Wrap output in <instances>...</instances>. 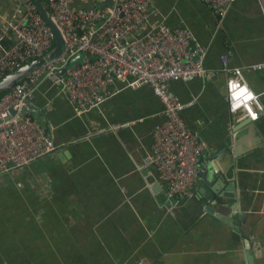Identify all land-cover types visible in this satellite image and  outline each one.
Returning <instances> with one entry per match:
<instances>
[{
	"label": "crops",
	"instance_id": "obj_1",
	"mask_svg": "<svg viewBox=\"0 0 264 264\" xmlns=\"http://www.w3.org/2000/svg\"><path fill=\"white\" fill-rule=\"evenodd\" d=\"M18 1L0 0V30L23 13ZM154 7L148 27L190 28L214 72L206 84L170 85L184 101L198 98L182 113L207 147L193 196L170 201L151 162L153 127L163 119L151 87L121 89L79 115L46 78L32 112L58 147L0 175V264H264V114L243 126L230 113L221 62L227 54L242 67L264 102V73L249 68L264 60L258 1L236 0L223 19L201 0H155Z\"/></svg>",
	"mask_w": 264,
	"mask_h": 264
},
{
	"label": "built area",
	"instance_id": "obj_2",
	"mask_svg": "<svg viewBox=\"0 0 264 264\" xmlns=\"http://www.w3.org/2000/svg\"><path fill=\"white\" fill-rule=\"evenodd\" d=\"M201 1L219 19L236 2ZM257 1L264 18V0ZM44 2L64 38V51L0 95V175L57 150L32 112L42 80L54 77L79 115L100 109L121 89L148 85L163 106V119L152 131L151 162L170 201L193 196L207 147L198 132L188 128L182 113L198 98L184 101L170 85L175 81H210L214 72L205 67L206 47L188 27H148L156 11L155 0H114L112 7L74 6L71 0ZM18 6L23 13L6 18L0 30V79L24 63L46 57L55 46L53 29L36 0H19ZM8 36L12 38L9 47L3 44ZM81 52L86 53L83 62L60 73ZM221 62L227 74L225 101L230 113L240 121H256L264 110L261 93L247 83L242 67L231 66L227 54L221 56ZM249 68L264 73V60ZM134 123L124 121L112 129H126Z\"/></svg>",
	"mask_w": 264,
	"mask_h": 264
},
{
	"label": "water",
	"instance_id": "obj_3",
	"mask_svg": "<svg viewBox=\"0 0 264 264\" xmlns=\"http://www.w3.org/2000/svg\"><path fill=\"white\" fill-rule=\"evenodd\" d=\"M36 2L38 4L40 13L42 14V16L44 17L46 22L53 29L55 46L51 50V52L48 55H46V57H44V58L42 57V58L35 59V60L29 61L27 63H24L21 66L17 67L16 69L8 72L3 78H1L0 79V95L3 92L13 88L22 78H24V76H26L33 69L41 66L47 60H51V59L57 58L64 51V47H65L64 38H63L59 28L57 27L56 23L54 22V20L52 18V15H51L50 11L48 10L44 0H36ZM113 4H114V0H104L102 2V6L112 7ZM85 55H86L85 52H81L80 54H78L75 57H73L68 62L66 67H64L60 71V73H65L68 69H70L76 63H82ZM33 106L34 105L32 104V107ZM32 110L34 112L36 110L38 111V109H36V108H33ZM262 114H264V110L261 112L260 116ZM253 123H256V122L247 118V119H244V122H243L244 125L243 126H247V125H250V124H253ZM48 135H49V133H48ZM222 151L220 150L219 153H222Z\"/></svg>",
	"mask_w": 264,
	"mask_h": 264
},
{
	"label": "trees",
	"instance_id": "obj_4",
	"mask_svg": "<svg viewBox=\"0 0 264 264\" xmlns=\"http://www.w3.org/2000/svg\"><path fill=\"white\" fill-rule=\"evenodd\" d=\"M3 93H4V92H3ZM3 93H2V94H3Z\"/></svg>",
	"mask_w": 264,
	"mask_h": 264
}]
</instances>
